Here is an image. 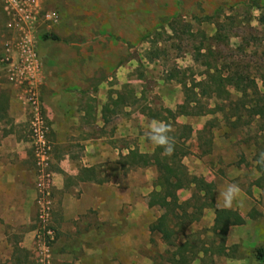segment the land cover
I'll return each instance as SVG.
<instances>
[{
    "label": "rangeland",
    "instance_id": "1",
    "mask_svg": "<svg viewBox=\"0 0 264 264\" xmlns=\"http://www.w3.org/2000/svg\"><path fill=\"white\" fill-rule=\"evenodd\" d=\"M36 3V10L32 9L30 13L32 17L24 20L25 5L19 0H0V84L13 89L16 99L26 108L27 125L18 131L33 153L35 172L32 108L28 98L31 92L37 93L48 130L47 141L51 146L52 220L44 224L38 218L36 176L35 217L20 226L6 225L7 217L0 218L5 224L0 233V264H169L172 248L161 240L159 234L150 232V224L156 222L163 211L150 209L145 202L155 188V168H134L127 174L122 171L123 177L132 173L130 181L137 187V192L131 193L132 199L136 197L138 200V219L134 227L127 226L123 209L116 226L111 221L102 222L97 213L91 211L89 216L76 221L75 229H59L56 221L59 201L55 191L57 163L52 130L41 98L43 63L40 50L51 51L56 45L57 48L62 46L86 54L88 58L80 64L83 67L81 80L89 90L104 83L100 91L106 99L102 109L107 125L105 132L117 128L119 123L112 117L121 107V127H127L131 116L138 134L130 139H119L118 144L127 147L130 143L145 152L150 145L145 135L148 125L152 120H158L151 116L161 113L171 119V124H184L185 119L178 114L179 105L184 100L181 81H187L189 85L194 79L204 81L202 73L207 71L209 64L218 67L224 75L232 71L250 76L264 95V24L259 22L264 17V0H36ZM48 15L54 17L48 18ZM217 32L220 36H216ZM55 33L62 36L56 42L43 38ZM9 46L12 50L7 52ZM201 47L203 54L199 55L197 49ZM7 54L12 57L8 62L11 67L23 65L21 55L30 59L32 66L36 67L32 84H19L9 79V66L2 63ZM114 91H119L122 96L119 104L115 100L116 106L109 100ZM229 91L231 97L228 101L203 98L200 104L203 110L214 109L216 105L223 110L195 116L205 127L200 146L206 153L215 136L229 140L234 146L229 150V161L236 154L239 162L248 163V171L253 170L251 166L255 168L262 175L260 195L264 196L263 166L257 163L260 153L264 152V119L250 117L247 110L237 112L235 106L240 102L241 93L231 87ZM129 103L134 104L130 110L129 106L125 107ZM230 103L234 104L235 113L241 114V120L231 110ZM10 119L3 120L1 125H10ZM171 131H175L174 125ZM123 159L121 156L118 161ZM107 165L98 166L100 180L103 172L107 178ZM245 179L241 184L249 183L246 182L250 180L249 174ZM71 190L74 193L67 187V192ZM193 193V188L180 191V200H190ZM261 205L264 206V202L261 201ZM210 210L206 209L203 219L187 231L207 244L215 240L211 233L212 221L207 215ZM260 226L264 225L261 223ZM27 234L33 237L30 249L22 245ZM184 241L185 238L181 237L180 242ZM237 247L230 258L216 254L213 261L202 263L199 259L193 264H239V259L245 260L241 264H259L256 257V249L262 247L259 243L244 247L238 244Z\"/></svg>",
    "mask_w": 264,
    "mask_h": 264
},
{
    "label": "crops",
    "instance_id": "2",
    "mask_svg": "<svg viewBox=\"0 0 264 264\" xmlns=\"http://www.w3.org/2000/svg\"><path fill=\"white\" fill-rule=\"evenodd\" d=\"M52 35L57 36L59 40L62 38L56 33ZM53 42L56 41L51 40V43ZM53 47L55 49L51 51L42 48L40 50L43 63L41 98L52 130L54 158L57 163L55 191L59 201L56 215L59 229H75L76 221L81 217L89 216L91 211H95L102 222L111 221L112 225L116 226L115 222H120L123 209L127 226L132 228L137 224L138 200L136 197L132 199L131 193H136L137 187L130 181L132 173L123 177L118 160L121 156L126 157L130 151L136 149V146L129 143L127 147H121L117 140L137 137V125L129 116L127 127H121L122 108L120 107L117 114L112 117L119 123L117 128L110 130L109 133L105 132L107 125L102 109L106 99L103 98V91H100L104 83L89 90L81 80L83 67L80 64L88 56L74 49L62 48V46L57 48L56 45ZM4 86L0 84V102L7 107L11 124L1 125L0 122V218L7 217L4 221L6 225L20 226L27 224L36 215V191H34L36 172L33 170L34 159L30 146L21 138L23 136L18 131L27 125L26 108L16 99L15 91ZM109 100L113 106H116L117 102L122 101V96L119 91H114L109 96ZM184 101L185 95L183 104ZM127 106L130 110L134 104L129 103L125 107ZM180 116L185 119L183 125H189L193 129L191 142L189 139L186 143L188 155L183 160L190 174L215 184L216 202L219 191L227 184L236 183L241 189L233 207L228 210L239 212L245 219V224L230 228L227 246L241 244L244 247L257 242L264 248V226H260L261 223L264 225V206L261 205L264 196L260 195L262 190L259 183L262 175L252 166L250 169L253 170L248 171V163L239 162L236 154L234 159L229 161L228 157L231 155L229 150L234 146L225 137L215 136L209 145L210 150L203 152L199 141L205 131L204 125H200L199 120L193 115ZM156 148L150 144L145 152L139 151L151 154ZM76 149L77 154H75ZM249 161L254 164L252 159ZM103 164H108L109 171L107 178L104 172L101 173L103 178L100 180V173H97V170L98 166ZM150 168L155 167L146 169ZM83 169H93L95 174L93 176L83 174ZM248 174L250 180L246 182L249 183L241 184ZM67 187L72 188L76 196L72 190L67 192ZM123 192L128 193L123 194ZM145 202L150 208L149 196ZM215 207L222 209L217 207V203ZM209 209L211 210L207 211V215L211 218L213 228L216 213L215 209ZM203 217L204 213L201 220ZM4 222L0 221V233L1 229L5 228ZM194 224L187 229L189 230ZM31 235L27 234L23 238L22 245L26 249L32 247ZM237 261L241 264L245 260Z\"/></svg>",
    "mask_w": 264,
    "mask_h": 264
},
{
    "label": "trees",
    "instance_id": "3",
    "mask_svg": "<svg viewBox=\"0 0 264 264\" xmlns=\"http://www.w3.org/2000/svg\"><path fill=\"white\" fill-rule=\"evenodd\" d=\"M259 22L264 24V17H261ZM216 36H220L219 32H217ZM43 38L45 40H59L57 36L52 34L44 35ZM202 50V47L198 48L197 54H203ZM196 60L198 62L199 58L197 57ZM202 76L205 78L204 81L197 82L194 79L190 83L191 85L187 81H181L185 101L179 107V115L201 116L216 114L218 110L223 109L216 105L214 109L206 108L203 110L200 106L203 98H217L228 101L231 97L229 91V87H231L240 92L242 96L240 102L235 106V108L238 107L237 112L242 109L247 110L250 117L264 119V95L260 92L255 79L232 71L228 75H224L218 67L211 64H209L207 71L202 73ZM230 104L231 110L236 114L235 108L232 107L234 104ZM236 115H239L238 118L241 120V114ZM172 116L173 120L176 119L174 115ZM151 117L161 120L170 126V135L174 138L175 143L174 154L172 156L161 155L163 150L158 147L151 154L142 153L139 149H134L120 162L123 174H127L134 168L146 169L155 167L157 170L158 175L154 184L157 189L149 195L148 205L150 208L157 207L161 209L163 213L151 225V234H159L161 240L172 248L168 259L169 264H193L199 259L202 263H205L207 260H212L216 254L232 257L231 252L237 250L238 247L231 248L227 246L229 230L232 226L245 224V219L237 211L216 209L215 184L191 175L184 164L183 160L188 155L186 143L192 136V127L178 124L177 122L171 124V119L161 113ZM8 118V109L0 102V122ZM172 125H174L175 131H171ZM82 172L92 176L95 174L93 169H83ZM82 177L84 178L85 176L83 175ZM191 188L194 190L191 199L181 202L179 191ZM206 208L215 209L216 213L215 223L211 229L215 240L208 244L204 240L197 238L193 233L187 232V228L190 225L201 220ZM181 237L185 238L183 243L180 242ZM256 257L259 264H264L263 247L256 249Z\"/></svg>",
    "mask_w": 264,
    "mask_h": 264
},
{
    "label": "built area",
    "instance_id": "4",
    "mask_svg": "<svg viewBox=\"0 0 264 264\" xmlns=\"http://www.w3.org/2000/svg\"><path fill=\"white\" fill-rule=\"evenodd\" d=\"M20 3L26 6V11L24 20L32 17V9L36 10L35 5H37L36 0H19ZM54 17L53 15H48V18ZM12 48L9 46L7 52H10ZM25 52V51H23ZM20 57L23 61V65H18L17 67L12 66L11 61L12 57L10 54L6 55V59L2 63H7L9 66V79L13 82L23 84L28 82L29 84L33 83L35 79L34 74L36 67L32 66L30 59H25L23 55ZM28 102L31 105V130L33 138V147L35 149L36 156V176H37V206H38V218L44 223H48L52 220V173L50 171L51 167V146L47 141V126L45 118L42 113L39 99L37 98L36 92H31Z\"/></svg>",
    "mask_w": 264,
    "mask_h": 264
},
{
    "label": "clouds",
    "instance_id": "5",
    "mask_svg": "<svg viewBox=\"0 0 264 264\" xmlns=\"http://www.w3.org/2000/svg\"><path fill=\"white\" fill-rule=\"evenodd\" d=\"M149 143L161 148L163 151L161 155L172 156L175 151L174 138L170 135V126L164 122L152 120L148 125V130L145 133ZM257 163L264 166V152H261ZM241 189L236 183L227 184L219 191L217 197V207L222 209H231L234 202L237 200Z\"/></svg>",
    "mask_w": 264,
    "mask_h": 264
}]
</instances>
